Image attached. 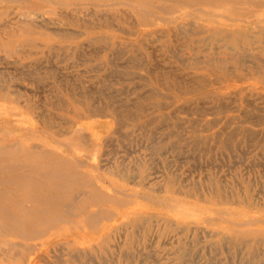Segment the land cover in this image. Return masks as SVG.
I'll return each instance as SVG.
<instances>
[{
	"label": "rangeland",
	"instance_id": "rangeland-1",
	"mask_svg": "<svg viewBox=\"0 0 264 264\" xmlns=\"http://www.w3.org/2000/svg\"><path fill=\"white\" fill-rule=\"evenodd\" d=\"M30 2L0 0L8 264H264V5Z\"/></svg>",
	"mask_w": 264,
	"mask_h": 264
},
{
	"label": "bare ground",
	"instance_id": "bare-ground-1",
	"mask_svg": "<svg viewBox=\"0 0 264 264\" xmlns=\"http://www.w3.org/2000/svg\"><path fill=\"white\" fill-rule=\"evenodd\" d=\"M6 1V0H5ZM13 1V0H12ZM29 1L30 0H17V2H18V4H19V6H21V7H24V6H26L27 7V5L28 4H31V2L29 3ZM206 1V0H205ZM38 2H39V4L38 5H42V4H44V3H48V4H51V3H54V2H56V0H38ZM251 7H252V9L253 10H260L261 9V7L264 5V0H251ZM12 11V10H11ZM257 12H259V11H257ZM17 25V24H16ZM41 33V32H40ZM15 141H17L16 139H15ZM9 143V142H8ZM0 144H2V143H0ZM5 145H7V144H5ZM13 145V144H12ZM17 145V144H16ZM8 146H11V144L10 145H8ZM30 146H32V145H30ZM3 147H4V145H3ZM16 148H18V147H16ZM31 149H32V151H33V148L31 147ZM36 150V149H35ZM39 150V149H38ZM30 151V150H29ZM31 151V152H32ZM73 159H74V157H73ZM75 160V159H74ZM77 161H78V159H76ZM80 161V160H79ZM83 162V161H82ZM43 164V163H42ZM24 205H26V203L24 204ZM24 205H20V208H22V210H25V209H23V206ZM21 210V211H22ZM50 212H53V211H50ZM43 215V212H36V210L34 211V212H32V214H31V217L34 219L33 221V224L36 226V228H37V230L38 231H34L33 232V234L32 235H34V234H38V233H41V232H43L44 233V229H45V227H47V228H49V229H51V228H53L54 227V225H53V223L51 222V221H45L44 219L42 220L41 219V216ZM124 217V216H123ZM74 217H71V218H65L64 220H62L61 221V223H63V222H74V223H76L77 221H79L80 222V220H78V219H73ZM209 218V217H208ZM215 218V217H214ZM210 219H211V216H210ZM1 224V223H0ZM54 224H57V223H54ZM58 225V224H57ZM42 228H44V229H42ZM8 229H1L0 230V243L1 242H7L8 243V246H9V248H10V246H12V245H19V246H17L16 248H14V251H12L10 254H8L7 252H5V253H3L2 254V256H3V258L2 259H4V261H2V263L1 264H8L9 262H10V258H12V260L14 259V256L16 255V256H21L22 255V253H23V250L21 249V247H22V243H21V241H19V244L17 243V242H11V239L9 238V236H18L19 238H23L24 240H30L32 237H34V236H24L23 234H20V233H17V232H11V231H7ZM44 230V231H43ZM50 233H52V232H50ZM12 243V245H9V244H11ZM7 246V247H8ZM30 248H31V246H29ZM23 248L24 249H28V244H23ZM33 249V248H32ZM4 250V249H3ZM2 250V251H3ZM39 251V250H38ZM60 253V252H59ZM32 254V253H31ZM38 255H39V252H38ZM38 255H36L37 257H38ZM75 255V254H74ZM36 257V259H38ZM74 257H76V256H74ZM45 258V257H44ZM31 259L32 258H29L28 260H27V263L26 264H30L31 263ZM35 259V260H36ZM46 259V258H45ZM47 260V259H46ZM22 261V260H21ZM37 261V260H36ZM41 261V260H40ZM34 262V261H33ZM47 262V261H46ZM22 263L24 264V262L22 261ZM21 263V264H22ZM36 263V262H35Z\"/></svg>",
	"mask_w": 264,
	"mask_h": 264
}]
</instances>
